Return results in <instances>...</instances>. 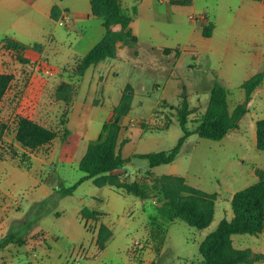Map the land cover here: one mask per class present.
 Listing matches in <instances>:
<instances>
[{
	"label": "rangeland",
	"instance_id": "obj_1",
	"mask_svg": "<svg viewBox=\"0 0 264 264\" xmlns=\"http://www.w3.org/2000/svg\"><path fill=\"white\" fill-rule=\"evenodd\" d=\"M204 2L205 0H199L201 4ZM181 9V21L177 22L174 27L163 21L160 22V25L164 26L171 36L178 37L180 44H184L192 31V26L199 22L196 18L200 13L190 10L188 6H182ZM188 14L193 16L192 20L187 18ZM58 27L66 29L65 25ZM238 46L240 50L245 48L242 42ZM20 54L22 59L14 50L0 44V73L10 76L0 100V159L9 158L7 162H0V206L4 202L10 201V205L18 210L21 205L24 212L23 218L32 216L34 207H38L37 212L48 209L27 231L29 234L31 229L40 227L47 229L52 235V237L46 236L42 230L34 234L32 241L35 240V242L33 241L32 250L37 249L36 255L42 254L41 251L45 247V244L42 245V243L53 244V241L58 238L62 248H69L67 251L69 264H204L199 251L200 241L216 227L221 218L229 217L230 211L233 213L229 201L231 194L256 181L252 176L247 177L249 169L254 171L258 177L256 169L260 168L258 166L264 168V150L257 149L252 142L248 125L245 124L244 131L241 132L245 134V140L242 141H238L236 138L212 140L200 137L196 133L189 135L185 139V143L182 144L176 160L153 169L154 173L152 174L146 175L145 172H142L149 168L147 159L133 158L130 155L133 150L138 153L168 150L177 143L178 137L183 134L177 118L183 97L187 99L191 110L187 126L190 129L195 127L197 120L206 109L209 92L213 86L212 81L210 82L205 75V73L210 75V71L203 59V53L202 60L193 56V52H189L185 54L184 60L179 61L178 67L175 69V76L186 84V88L180 92L177 101L174 100V102L164 100H171V93L164 92L163 89L164 78L172 69L173 61L165 64L166 72L162 76L153 74L152 70L147 68L145 71L133 70L129 76L121 73L119 76L109 77L108 81L113 85H108V87L115 91V95H117L121 84L129 82L132 85L135 95L131 108L121 120L129 123V120L133 118L131 120L133 125L140 126L145 130L142 134L143 139L136 143L137 138L135 137L124 145L122 152L127 158L122 166L129 171V174H125V176L121 174L120 180L139 181L146 189L147 196L142 198L127 193L122 188L120 191L124 194H121L109 190L107 187L94 193L98 198L94 200L93 204H96L97 209L107 212L102 217L97 214L92 218L95 221H87L88 229L96 232L93 235V238L95 237L94 256L90 258L81 255L76 250L82 240L81 233L83 231L80 218L74 216L78 199L76 197L66 198L67 200H63L64 205L56 200L53 203V197L58 194L54 189L55 191L50 195L46 204L36 207L34 197L38 186L43 182L30 168V150L32 149L22 146L13 135L16 132L18 118L22 115L57 130L61 134L63 126L60 125L59 118L63 102L55 98V89L59 79L67 78L74 82V78H77L78 75L75 70L72 73L70 70L69 74L71 75L66 76L53 74L51 66L54 65L50 58L47 59V63L45 59L39 57L24 56L22 51ZM238 62L237 74L233 76L235 84L240 82L244 74L245 58L240 56ZM155 82L160 87L155 85ZM222 84L225 85V83ZM258 86L261 89L264 88V78ZM225 87L229 91L227 101L231 110L238 102L244 100V91L236 85ZM261 94L264 95L263 91ZM254 108L252 107V111ZM93 110L95 107L88 108L89 116ZM258 112L259 116H263L261 110ZM161 124L165 127L159 126ZM129 127L128 129L131 131L136 129ZM15 141L17 145L14 144ZM67 170L72 177L66 186L76 180L81 172L76 163L72 167L69 166ZM136 171L140 173L135 174ZM164 173L182 174L188 184L206 192H216L214 217L208 227L198 229L180 219L169 221L158 213L157 206L165 202L166 199L159 188L154 186L153 179L156 175ZM42 174L44 175V173ZM50 174V182L56 180L57 183L63 184L62 181H57V176L59 174L61 176L58 168H54ZM44 178L45 176H43ZM99 197L102 199L100 200ZM61 206L66 207V211L64 214H57L56 210H60ZM101 223L109 228L111 235L106 241L105 247L98 250L96 236ZM73 225L78 227L79 235H75L71 231ZM43 234L44 239L41 236ZM231 238L234 247L249 248L253 256L258 253L263 254L250 263L239 264H264V230L258 235L239 233L233 234ZM39 245L41 246L38 247Z\"/></svg>",
	"mask_w": 264,
	"mask_h": 264
},
{
	"label": "crops",
	"instance_id": "obj_2",
	"mask_svg": "<svg viewBox=\"0 0 264 264\" xmlns=\"http://www.w3.org/2000/svg\"><path fill=\"white\" fill-rule=\"evenodd\" d=\"M119 1L124 10L132 16L130 28L132 35L136 37V43L130 46L118 41L114 57L90 65L83 75L74 78V82L67 78L59 79L58 83L61 80L75 83V92L67 119V128L70 132L65 140L55 137L50 142L30 150V168L43 182L36 190L34 203L49 198L59 187L56 180L54 182L49 181L50 172L54 171V168H58L59 173H61V176L60 174L57 176V181H62L64 185L69 182L72 176L67 168L74 166L75 163L78 167L88 142L98 137L103 123L113 116V110L120 102L126 87H130L132 90L133 99L135 90L129 82L121 84L117 95H115V91L108 87V85H113L112 82L108 81L109 77L119 76L121 73L129 76L133 70L145 71L147 68L151 69L153 74L162 76L166 72L165 64L173 61L171 63L172 69L164 78L163 89L164 92L171 93V100H164L174 102V100L177 101L180 92L186 88V84L175 76V69L178 67L179 61L184 60L185 54L189 52H193V56L199 60H202L203 53V59L210 71V75L208 73L205 75L210 82L212 81V85L215 81H221L225 83L224 86L236 85V87L241 88L243 81L264 70L263 0H205L203 4L199 3V0H192L191 4L187 6L190 10L200 13L196 19L199 22L194 24L196 26H192V31L184 44H180L178 37L171 36L164 29V26L161 27L160 25V22L163 21L174 27L177 22L181 21L182 6L172 5L168 0ZM52 9L57 11L56 19L52 17ZM64 12L69 14L71 20L65 24H60L58 20ZM190 16L191 14H188L187 18L192 20ZM102 21L101 17L92 14L91 0H0V43L6 37L11 38L23 45L22 53L24 56L39 57L45 59L47 63V59L50 58L54 65L51 66L53 74L71 75L69 71L71 70L72 73L75 70L78 60L104 35L105 28ZM203 23L212 25V32L209 36H204L202 33ZM60 25H65L66 29H60L58 27ZM120 28V24H115L112 27L113 30ZM241 42L245 45L242 50L238 46ZM240 56L245 58L244 74L240 82L235 84L233 76L237 74ZM154 84L158 85L157 82ZM262 91L264 93V88L261 89L258 86L252 92L247 104V112L239 119L238 126L230 130L223 138L245 140V134L241 132L244 131V126L247 124L252 142L256 146V121L264 117V95L261 94ZM90 106L95 107L91 116L88 114ZM252 107H255L253 111ZM258 110L262 111L263 116H259ZM131 120L133 118L129 120V123L120 120L121 129L116 148L124 158H127L122 152L124 145L135 137L137 143L138 140L143 139L142 134L145 131L140 126H134ZM159 126L165 127L162 124ZM128 127L136 129L131 131ZM13 135L15 138V133ZM14 144L17 145V142L15 141ZM136 154L140 153L133 150L130 155L134 158ZM8 160L7 157L3 160L0 159V162H7ZM162 165L164 164L148 169L154 173L153 169L160 168ZM258 167L264 169L262 166ZM113 172L123 174V176L129 174V171L122 165ZM138 172L136 171L135 174ZM164 174L183 176L178 173ZM81 175L82 172H79L77 178ZM43 176H45L44 179ZM250 176L256 181L258 180L256 173L249 169L247 177ZM183 177L185 178V176ZM103 187L124 194L120 189L108 184L97 186L93 183L92 178H88L82 181L72 194L58 197L56 200L64 205L63 200H67L66 198L76 197L78 199H76L77 207L74 209V216L80 218L83 231L81 233L82 240L76 250L88 258L94 256L95 237L93 238V235L96 232L88 229L87 221L95 220L92 217H82L81 209L87 207L98 210L100 211L99 217H102L107 211L97 209L96 204L93 203L98 198L94 193ZM99 199L102 198L99 197ZM10 203L7 201L0 206V237L6 234L14 221L23 218L24 212L21 205L20 209L16 210V207ZM65 211L66 207L61 206V209L56 210V213L64 214ZM232 216L233 213L230 211L227 218L230 219ZM86 223L87 226H85ZM71 227V231L75 235H79L78 227L74 225ZM40 230L46 236L52 237L47 229L40 227L31 229L28 236L30 237ZM44 234L41 235L42 239H44ZM33 241L35 242V240ZM33 241L32 238H29V241L23 245H6L0 250V264H69L67 255L69 248H62L60 239H55L53 244L42 243V245L45 244V247L42 249L41 255H36L38 253L36 248L32 250ZM98 250L100 249L98 248ZM33 257L36 259L33 260Z\"/></svg>",
	"mask_w": 264,
	"mask_h": 264
},
{
	"label": "trees",
	"instance_id": "obj_3",
	"mask_svg": "<svg viewBox=\"0 0 264 264\" xmlns=\"http://www.w3.org/2000/svg\"><path fill=\"white\" fill-rule=\"evenodd\" d=\"M168 1L172 5L180 6H187L192 2V0ZM91 12L102 18L105 32L102 38L78 60L75 72L79 76L83 75L90 65L114 57L118 41L130 46L136 43V37L132 35L130 28L132 16L124 10L119 0H91ZM52 17L57 18L56 9H52ZM115 24H120L121 28L113 30L112 27ZM211 32L212 25L205 23L202 30L203 35L209 36ZM0 44L14 50L22 59L20 54L24 48L22 44L8 37L4 38ZM263 78L264 71H260L243 81L241 88L244 90V100L238 102L231 110L227 101L229 91L223 84L215 81L209 92L206 109L193 129L187 126L191 110L187 99L183 97L181 107L177 112L178 123L183 134L178 138L177 143L168 150L140 153L135 157L147 159L149 167L152 168L174 161L183 142L191 134L196 133L200 137L212 140L222 139L230 130L238 126L239 119L247 112V102L250 100L252 92ZM9 80V75L0 73V100ZM74 92V83L65 80H61L55 89V98L63 102L59 118V123L63 126L61 134L57 130L22 115L17 121L15 139L22 146L30 149L48 143L57 136L61 140H65L70 132L67 128V119ZM131 101L132 90L130 87H126L120 102L113 110V116L103 123L98 137L88 142L86 151L78 163L82 175L67 186L59 184L56 189L58 194L53 197V203L58 197L72 194L76 187L88 178H92L93 183L97 186L108 184L142 198L147 196L146 189L139 181H121V174L113 172L126 161L116 146L121 129L120 120L129 112ZM256 147L259 150H264V117L256 121ZM144 172L146 175L153 173L150 169ZM256 172L258 174L256 182L240 188L232 194L230 203L233 216L230 219L221 218L216 227L200 241L199 251L204 264L250 263L263 256L259 253L253 256L249 248L234 247L231 238L233 234L239 233L258 235L264 230V169L257 168ZM153 180L154 186L159 188L166 199L165 202L157 206L156 210L160 215L169 221L183 220L198 229H204L211 224L215 212L216 192L210 193L196 188L188 184L183 176L176 174L156 175ZM49 198L35 203L36 207L46 204ZM37 208L34 207L32 216H26L11 224L6 234L0 237V250L8 244L23 245L29 241V238H34V235L29 237L27 231L34 223H37L38 217L48 210L37 212ZM98 213V210L87 207L81 209V215L85 218L96 217ZM110 235L109 228L101 223L96 236L99 249L105 247Z\"/></svg>",
	"mask_w": 264,
	"mask_h": 264
},
{
	"label": "built area",
	"instance_id": "obj_4",
	"mask_svg": "<svg viewBox=\"0 0 264 264\" xmlns=\"http://www.w3.org/2000/svg\"><path fill=\"white\" fill-rule=\"evenodd\" d=\"M70 18H71V17L69 16V14L66 13V12H64V13L62 14V17L59 18L58 22H59L60 24H65L67 21H70V20H71ZM190 18L193 19V16L191 15ZM196 19H197V18H196Z\"/></svg>",
	"mask_w": 264,
	"mask_h": 264
}]
</instances>
